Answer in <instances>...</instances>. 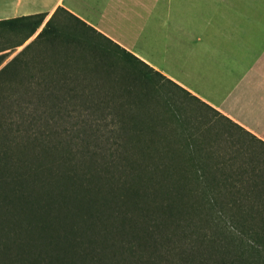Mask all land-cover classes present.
Returning <instances> with one entry per match:
<instances>
[{
	"label": "trees",
	"instance_id": "16d2710c",
	"mask_svg": "<svg viewBox=\"0 0 264 264\" xmlns=\"http://www.w3.org/2000/svg\"><path fill=\"white\" fill-rule=\"evenodd\" d=\"M57 11L73 19L67 31ZM45 15L0 19L25 30L0 64ZM39 43L47 50L29 51ZM69 45L80 47L72 58ZM150 73L164 78L60 7L0 66V264H264V164L192 133L177 151L158 146L135 128L128 110L147 99ZM218 155L232 163L202 160Z\"/></svg>",
	"mask_w": 264,
	"mask_h": 264
},
{
	"label": "crops",
	"instance_id": "0c3cea01",
	"mask_svg": "<svg viewBox=\"0 0 264 264\" xmlns=\"http://www.w3.org/2000/svg\"><path fill=\"white\" fill-rule=\"evenodd\" d=\"M57 7L264 142V0H0V19Z\"/></svg>",
	"mask_w": 264,
	"mask_h": 264
},
{
	"label": "rangeland",
	"instance_id": "374dc122",
	"mask_svg": "<svg viewBox=\"0 0 264 264\" xmlns=\"http://www.w3.org/2000/svg\"><path fill=\"white\" fill-rule=\"evenodd\" d=\"M46 16L47 14L44 19ZM53 20L59 24V29L61 28L63 31L70 29L74 23L73 19L63 11H57ZM40 27L41 26H39L21 45L2 51L6 52L8 56L2 61L0 66L33 39ZM85 31L87 32V30ZM88 33L93 35L94 40H92V44L95 41H101L100 37H97L93 32L88 30ZM24 34L25 30L20 32L9 31L7 29L0 30V47L12 46L20 41ZM40 44L41 43L34 45L35 50L29 51L33 52L36 51L37 48H40V53L42 54L43 49L46 51L47 48ZM100 45L101 46H97L95 44L98 50H100L101 47H104V50L110 47V45L104 42H102V44L100 43ZM87 46L88 45L84 42L80 44V47L88 48ZM80 47L79 45H69L65 47V49H67V55L71 58L76 56L80 52ZM107 59L120 70L126 67H124L115 56H109ZM69 65L71 67L84 68L92 64L88 60L78 62L74 59L69 62ZM150 76L152 77L151 82L148 83L145 89L147 99L134 107H132L131 104L128 110V116L131 118V121L132 115L136 118L137 126L135 128H140L142 131L150 133L152 138L160 139V141L158 140L159 142H157L158 146L166 145L173 147L172 149L177 151L179 148L186 147L185 144H187V142L183 137L192 133L195 136H200L198 144L201 146L211 144L217 153H222L226 149L243 147L246 149L245 151H248V157L264 164V147L250 138V136L213 112L210 108L202 105L194 98H191L186 92L172 85L164 78L153 73H150ZM90 78L91 77L82 78L81 83H89L92 80V78ZM111 78L112 76L109 75L103 76V84H115L111 82ZM134 97L135 96H132L130 99L132 100ZM110 98L114 100L121 99V97L117 95L115 97H103V99ZM133 128L134 127H132V129ZM178 156L177 154L176 159H181ZM224 159L225 158L220 155L217 157L202 158L204 162L209 164L219 163L220 161H224ZM225 163L230 164L232 162L226 161ZM182 240L183 239L180 238V241Z\"/></svg>",
	"mask_w": 264,
	"mask_h": 264
},
{
	"label": "water",
	"instance_id": "95a60500",
	"mask_svg": "<svg viewBox=\"0 0 264 264\" xmlns=\"http://www.w3.org/2000/svg\"><path fill=\"white\" fill-rule=\"evenodd\" d=\"M46 20H47V19H46ZM46 20H44L40 26H42V25H43V23H44ZM35 35H36V34H35Z\"/></svg>",
	"mask_w": 264,
	"mask_h": 264
}]
</instances>
